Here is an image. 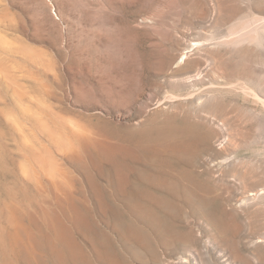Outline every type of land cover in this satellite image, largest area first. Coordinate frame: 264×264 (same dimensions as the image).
Segmentation results:
<instances>
[{"label": "rangeland", "instance_id": "obj_1", "mask_svg": "<svg viewBox=\"0 0 264 264\" xmlns=\"http://www.w3.org/2000/svg\"><path fill=\"white\" fill-rule=\"evenodd\" d=\"M0 39V264H264V0H0Z\"/></svg>", "mask_w": 264, "mask_h": 264}, {"label": "bare ground", "instance_id": "obj_2", "mask_svg": "<svg viewBox=\"0 0 264 264\" xmlns=\"http://www.w3.org/2000/svg\"><path fill=\"white\" fill-rule=\"evenodd\" d=\"M203 40V39H202ZM205 41V40H204ZM207 41V40H206ZM197 42V41H196ZM207 43V42H206ZM210 43V42H209ZM0 44L2 45V46H4V47H10V45H9V43H7V41L5 40V39H0ZM195 44V43H194ZM193 44V45H194ZM195 46V45H194ZM202 46V45H201ZM207 47V46H206ZM211 47V46H210ZM198 48V47H197ZM204 49V48H203ZM207 48H205V50H206ZM192 53V52H191ZM198 53H200V52H198ZM209 53V52H208ZM184 54V53H183ZM189 57V56H188ZM183 58H184V56H183ZM185 59V58H184ZM198 73H199V71H198ZM200 74V73H199ZM222 73H220V75H221ZM190 76V75H189ZM200 76H201V74H200ZM198 77V76H197ZM223 77H224V75H223ZM191 78V77H190ZM193 78V77H192ZM202 78V77H201ZM204 78V77H203ZM188 79H189V77H188ZM197 80V79H196ZM202 80H205V79H202ZM200 81V80H199ZM196 84V83H195ZM212 95V94H211ZM209 96V95H208ZM198 98H200V97H198ZM200 100V99H199ZM203 101V100H202ZM22 111V110H21ZM31 111V112H30ZM27 112H29V115H32L33 116V113L34 114H36L35 112H33L32 113V110H31V108L29 109L28 108V111ZM38 112V111H37ZM14 113V112H13ZM31 113V114H30ZM16 114V113H15ZM45 114V113H44ZM206 114V113H205ZM10 115V114H9ZM53 116H55V115H53ZM21 117V116H20ZM26 118H29V119H35V118H32L31 116H26ZM16 119L17 118H14V121L16 122ZM50 119V118H49ZM67 119V118H66ZM212 119V118H211ZM19 120V119H18ZM45 120V119H44ZM43 120V118L41 117V114L39 113L38 115H36V119L34 120L38 125H36V126H38V128H39V130H38V132L41 130V133H42V135H44V136H47V138L52 142V143H56L58 146L60 145V143H62L63 142V139H64V142H66L65 141V138L63 137V136H61L60 134H58L55 130H54V128L52 127V126H50L46 121H44ZM70 120V119H69ZM201 120V119H200ZM33 123V122H32ZM67 123H68V121H67ZM80 124V123H79ZM21 125V124H20ZM56 125H58V124H56ZM60 125V124H59ZM23 126V125H22ZM65 126H67V125H65ZM80 126V125H79ZM24 127V126H23ZM191 127V126H190ZM20 128V127H19ZM22 128V127H21ZM83 128V127H82ZM59 129V128H58ZM22 130V129H21ZM24 130V129H23ZM24 132L25 133H23L24 135H23V139H25V141L26 142H24V143H26V144H24V147H25V149H26V151L28 152V155H29V157H28V159L22 164V171H24L23 173L24 174H26V176H29V178L31 177L32 178V180H34V177L35 176H39V175H36L37 173H36V169H35V167H34V164H35V162H37L38 161V163H40L39 164V168H41V171H43L50 179L51 178H53V177H56V175H55V169H54V165H52V163L50 162V156H49V158L48 159H46V158H44V156H42V153L45 151V150H41V148H42V146H46L45 144H43V142L41 141V140H39V136H35L34 135V133H33V135L32 134H30L29 132H27L26 133V131L24 130ZM37 132V131H36ZM62 132V131H61ZM79 132H81L80 130H79ZM184 132V131H183ZM32 133V132H31ZM82 133V132H81ZM160 133V132H159ZM202 133V132H201ZM39 134V133H38ZM37 135V134H36ZM41 135V134H40ZM204 135V134H203ZM20 136V135H19ZM84 136V135H83ZM184 136V135H183ZM41 137V136H40ZM66 137V136H65ZM186 137V136H185ZM20 138V137H19ZM45 138V137H44ZM192 138V137H191ZM22 139V140H23ZM80 139V138H79ZM191 140V139H190ZM185 142H186V140H185ZM195 142V141H194ZM29 144V145H28ZM63 144V143H62ZM56 145V146H57ZM64 145V144H63ZM125 147V146H124ZM38 148H40V150H38ZM46 148H47V146H46ZM60 148V147H59ZM64 148H65V146H64ZM98 149H99V147H97ZM114 148V147H113ZM54 149H55V147H54ZM128 150V149H127ZM38 151V152H37ZM50 151V150H49ZM62 152H63V150H62ZM80 153V152H79ZM91 153V152H90ZM82 154V153H81ZM51 155V154H50ZM113 155V154H112ZM52 156V155H51ZM54 157V156H53ZM53 159V158H52ZM48 160V161H47ZM220 161V160H219ZM212 164V163H211ZM213 166V165H212ZM60 171V170H59ZM57 174V173H56ZM62 179V178H61ZM52 180H54V178L52 179ZM33 182V181H32ZM49 186V185H48ZM244 186H246V185H244ZM250 186V185H249ZM264 189V188H263ZM261 190V189H260ZM65 191V190H64ZM264 191V190H263ZM263 191H262V193H263ZM247 192V191H246ZM251 196H253L254 197V195H252V193L250 194ZM255 195L256 196H258V195H260V193H259V191H256V193H255ZM255 196V197H256ZM261 196V195H260ZM262 196H264V195H262ZM255 197H254V199H255ZM246 198V197H245ZM261 198V197H260ZM256 199H257V197H256ZM65 202L67 201L66 199H63ZM62 200V201H63ZM246 200V199H245ZM247 200H249V199H247ZM250 201V200H249ZM247 202V201H246ZM249 205V204H248ZM258 205V204H257ZM256 205V206H257ZM263 205V204H262ZM62 206V205H61ZM70 206V205H69ZM59 210V209H58ZM60 211V210H59ZM29 214V213H28ZM76 215H77V218H76V220H80V219H85V218H83V216L81 215V213L80 212H77L76 213ZM32 216V215H31ZM50 217V216H49ZM87 217V216H86ZM50 218H52V221H51V223H52V225H53V227L56 229V231H57V233H58V237H59V241L64 245V246H66L67 248H69V250H71L72 252L74 251V255L76 256V257H80V255L75 251V244H73V242H72V239H71V235H70V231H69V229H68V227H67V225H66V223L64 222V219H63V217L62 216H59V215H57V214H55V215H53L52 217H50ZM72 219H74V218H72ZM73 221V220H72ZM88 221V220H87ZM73 222H75V221H73ZM84 222H85V220H84ZM21 224V223H20ZM50 236V235H49ZM30 238H32V237H30ZM34 242H35V240H34ZM47 243H48V246H49V248L53 251V253L58 257V259H60V257H61V254H60V252H59V250H58V248L56 247L57 245H55L54 244V242L52 241V239L49 237H47ZM23 246V245H22ZM80 247V246H79ZM32 247H29V246H23V248L21 247V253L23 254V257L24 258H27V259H30V257L32 256V254H33V252H32ZM79 252H80V250H78ZM86 259V258H85ZM43 260V259H42ZM60 264H64L61 260H60Z\"/></svg>", "mask_w": 264, "mask_h": 264}]
</instances>
